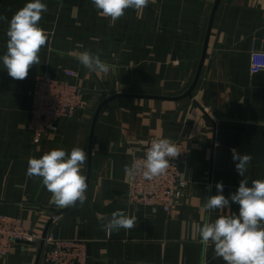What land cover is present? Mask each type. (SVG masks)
Listing matches in <instances>:
<instances>
[{
  "label": "crops",
  "instance_id": "1",
  "mask_svg": "<svg viewBox=\"0 0 264 264\" xmlns=\"http://www.w3.org/2000/svg\"><path fill=\"white\" fill-rule=\"evenodd\" d=\"M29 0H0V57L6 51L8 21ZM48 11L39 26L48 34L40 64L24 80L11 78L0 60V215L20 218L26 230L59 240L83 241L84 264H226L213 246L201 244L198 229L239 206L211 213L203 208L215 185L229 197L243 178L231 149L250 154L245 173L264 179V72L252 74L251 54L263 50L264 0H222L210 30L217 0H151L137 12L128 9L115 24L101 17L91 0H42ZM208 48L200 79L190 97ZM99 52L108 75L90 73L80 52ZM48 76L79 87L88 104L75 117L58 122L34 144L31 111L35 79ZM101 111L92 136L98 107ZM151 138L181 141L187 159L181 167L188 183L171 211L132 206L127 198L131 165ZM81 147L88 188L83 205L51 203L39 177L26 175L28 159L53 149ZM98 146V147H97ZM211 185L209 190L208 186ZM136 217L130 230L107 233L114 211ZM41 243H18L0 264H37ZM44 252V249H43ZM39 264H48L43 259Z\"/></svg>",
  "mask_w": 264,
  "mask_h": 264
},
{
  "label": "clouds",
  "instance_id": "2",
  "mask_svg": "<svg viewBox=\"0 0 264 264\" xmlns=\"http://www.w3.org/2000/svg\"><path fill=\"white\" fill-rule=\"evenodd\" d=\"M151 0H91L101 17L109 18L112 24L123 17L127 9L140 12ZM62 3V0H61ZM48 7L42 0H29L8 21L6 53L0 57L8 75L16 80H24L29 69L40 64L39 53L48 42V34L39 26L42 14ZM0 20H8L0 17ZM78 61L90 72L108 75L111 66L103 61L99 52L84 50L79 53ZM98 147V146H97ZM237 173L243 177L238 189L225 197L223 183L215 187L217 194L208 196L203 204L205 211L239 206L238 214L220 215L215 221L206 222L199 227L200 242L205 247L213 246L214 255L222 258L226 264H264V179L249 180L245 173L251 163L250 154H241L231 149ZM180 154L177 146L168 138L154 139L147 148L143 159L125 165L124 171L130 176L142 174L151 180L166 173L169 160ZM88 153L81 147H73L70 152L53 149L41 157H30L26 175L28 178L39 177L46 190L51 193V203L65 208L83 205L87 199L88 183L82 174V167ZM209 190L211 185L208 186ZM102 230L107 233L120 229L130 230L135 227L136 217L124 211H114L110 218H105ZM138 264H147L140 261Z\"/></svg>",
  "mask_w": 264,
  "mask_h": 264
},
{
  "label": "built area",
  "instance_id": "3",
  "mask_svg": "<svg viewBox=\"0 0 264 264\" xmlns=\"http://www.w3.org/2000/svg\"><path fill=\"white\" fill-rule=\"evenodd\" d=\"M250 70L252 74L264 72V50L255 49L252 52ZM32 97L31 129L34 132L35 145H39L48 133L54 132L60 120L73 118L88 107L79 87L48 76H39L35 79ZM154 139L159 138H151L140 152L133 155L132 163L143 159ZM172 142L180 154L169 160V168L165 174L151 180L145 179L140 173L130 176L127 198L132 206L169 212L184 198L188 183L183 178L181 167L187 159V153L181 141ZM42 241L43 236L33 230H26L20 218L0 215V260L6 258L13 246L18 243L37 244ZM44 241L43 259L46 263H85V242L59 240L52 236H47Z\"/></svg>",
  "mask_w": 264,
  "mask_h": 264
},
{
  "label": "water",
  "instance_id": "4",
  "mask_svg": "<svg viewBox=\"0 0 264 264\" xmlns=\"http://www.w3.org/2000/svg\"><path fill=\"white\" fill-rule=\"evenodd\" d=\"M222 0H217L216 2V5H215V8L213 10V13H212V16H211V20H210V30H209V34H210V31H211V28H212V25H213V21H214V18H215V15H216V12L218 10V7L220 5ZM257 38L261 39V40H264V29L263 30H260L258 33H257ZM208 40H209V37L207 38L206 40V44H205V48H204V53H203V57H202V61H201V64H200V68H199V71H198V74H197V77H196V80L193 84V86L191 87V89L187 92V94L183 97H190L195 89V87L197 86L198 84V81L200 79V76H201V72H202V69H203V66H204V63H205V60H206V55H207V48H208ZM261 44H259V50H261ZM263 50H264V46H263ZM119 98H155V97H150V96H138V95H115L113 97H110L108 99H106L99 107H98V110L95 114V118H94V123H93V128H92V136H93V133L95 131V128H96V123L98 121V118H99V115L102 111V109L109 103H111L112 101L116 100V99H119ZM47 237V233L43 235V241L41 242L40 244V252H39V256H38V260H37V264H39L40 262V259H41V255H42V252H43V249L45 247V241L44 239Z\"/></svg>",
  "mask_w": 264,
  "mask_h": 264
}]
</instances>
